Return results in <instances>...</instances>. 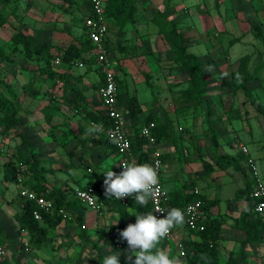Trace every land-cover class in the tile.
Returning <instances> with one entry per match:
<instances>
[{
    "label": "rangeland",
    "instance_id": "rangeland-1",
    "mask_svg": "<svg viewBox=\"0 0 264 264\" xmlns=\"http://www.w3.org/2000/svg\"><path fill=\"white\" fill-rule=\"evenodd\" d=\"M86 5L85 0H0V15L6 20L0 27V80L9 85L0 84V96L8 97L16 117L23 123L27 140L40 153L46 181L62 187L71 168H75L71 174L77 178L88 167H96L88 151V145L93 144L91 139L97 136L94 126L86 120L83 110L69 102L75 89H79L92 107L97 95L96 84L90 77L95 73H86L85 68L75 65L69 67L59 58L52 62L31 58L24 55L22 46H15L12 38L22 32L33 43L66 45L55 34L68 31L80 37ZM157 12L176 23L186 40L187 52L197 56L209 86L203 98L192 99L189 77L174 62V54L168 51L152 21ZM115 17L119 18L110 19V29L114 32H110L108 54L115 62V73L125 83L119 90L121 112L136 125L148 115H153L159 123L169 124L170 141L160 143L159 147L174 145L175 150L163 167L164 174L169 175L168 182L173 184L172 191L193 181L203 197L221 198V208L212 209V215L223 221L219 261L225 264L231 254L239 260L245 235L235 224V218L232 224L226 222L228 215L223 212L228 206L230 215L235 205L240 207V212L244 208L242 202L226 201L233 197L236 183L243 181L245 174L246 181L249 179L245 165L244 168L239 165L240 144L247 147L259 170L264 172V0H136L133 13L127 16L125 9ZM223 23H231V32L223 31ZM228 46H234L233 51ZM244 54L253 58L252 70L258 60L260 63L255 70L256 78L248 84L249 95L232 86V74L239 66L233 61ZM209 65L212 66L210 73L206 72ZM43 69L52 70L55 76L39 75ZM78 77L82 78L80 82ZM29 83L37 92L31 97L25 92ZM20 148L16 130L0 133V164L16 160ZM218 155L231 156L239 168L218 169L215 165ZM117 158H110V167ZM2 173L0 165V217L3 219L0 224L5 234L3 239L0 237L6 251L0 264H98V254L104 258L117 253L119 258L128 259V246L122 244V247L98 236L97 230L107 232L118 218L101 202L97 211L77 205L76 213L81 215L85 231L73 217L72 221L49 229L48 241L39 251H26L24 243L29 236L20 229L18 214L14 215L20 199L14 184H3ZM69 183L72 186V178ZM184 237L185 231L178 236L172 234L164 250L181 264L177 243ZM250 246L253 248L255 244ZM259 246L264 247V242ZM259 252L262 248L256 252L251 250L250 256ZM134 259L132 256L128 260L133 263ZM246 262L255 263L248 262L247 255Z\"/></svg>",
    "mask_w": 264,
    "mask_h": 264
},
{
    "label": "trees",
    "instance_id": "trees-1",
    "mask_svg": "<svg viewBox=\"0 0 264 264\" xmlns=\"http://www.w3.org/2000/svg\"><path fill=\"white\" fill-rule=\"evenodd\" d=\"M87 14L84 16H91V6L88 0ZM136 0H106L105 4V18L108 22L109 29L111 28L110 19L117 20L118 14L127 9V16L134 12ZM167 1V0H166ZM129 9V10H128ZM114 16V17H113ZM83 17V20H84ZM152 21L156 28H158V34L164 40L168 46V51L174 54V62L181 68L183 72L187 74L191 82L192 99L198 100L203 98L207 91L208 82L204 76V71L200 65V62L196 55L187 52V43L183 35L178 31L176 23L172 20H168L162 12H157L152 18ZM6 20L0 15V27L5 24ZM111 30V29H110ZM262 31V30H261ZM56 37L60 40H64L66 45H53L51 43H33L30 42V38L22 32L19 35L13 36L15 46H22L24 55L45 59L46 62H52L59 58L61 63L69 65V67L82 64L85 66L86 73L92 71L98 75V80L94 82L96 84V93L98 88L102 85V77L100 76L97 68L95 67L96 61L90 56L92 45L86 37V29L84 24L81 27L80 37L72 36L68 31H59ZM111 39L105 40V46L108 48L111 44ZM262 43H264V37H262ZM14 46L13 52L16 50ZM148 50V49H146ZM55 51V52H54ZM54 54H57L56 56ZM89 54V57L85 55ZM147 57V54L144 55ZM111 59V58H110ZM112 60V59H111ZM251 58L249 56H243L236 62L239 64L236 71L232 74V86L234 89L242 90L244 94L249 95V86L251 82L256 78V71L251 72L250 66ZM113 65L115 62L112 60ZM90 68V69H89ZM258 66L255 67V70ZM39 75H46L51 78L55 76L52 70L43 69L39 72ZM81 77H78V82L81 81ZM122 83V84H121ZM0 84L7 85L2 80ZM116 86H117V99L120 108L121 92L120 87L124 86L123 80L119 79L116 73ZM9 87V85H7ZM10 92V89L9 91ZM25 92L30 97L37 94L36 90L32 88L30 83L25 87ZM16 99V96H12ZM74 108L83 110L84 116L89 123L98 124L103 127L109 125L106 112L102 108L89 107L87 96L79 90L75 89L74 97L69 101ZM133 117L134 113L131 110ZM133 119V118H132ZM135 119H133L134 121ZM150 122H154L153 135L155 136L156 143H165L170 141V126L168 123H159L153 115H148L144 118L142 123L136 125L132 122V125L127 126L128 137L131 143V155L136 163L143 164L148 163L150 150H144L146 141L140 135V129L148 125ZM10 130H16L20 139V145L22 148L17 150L16 160L6 161L1 163L3 170V181L8 184H17L18 174L24 175L25 180L23 184L37 195L52 201L54 210L52 213H41L40 221L34 219L33 212L36 207L31 202L22 203V209L17 215V221L20 229L25 230L29 236L28 251H39L41 247L48 241L47 231L56 227L61 222L72 221L64 217L63 214H59L60 209H64L68 214L74 217L75 221L79 224V228L82 229L84 225L81 215L76 213L77 205H81L76 200H67V189L55 188L50 185L45 178L44 170L42 167V159L39 156V152L32 144L27 140L26 132L24 130L23 123L16 117L13 106L9 103V99L2 98L0 96V133ZM95 130V129H94ZM96 131V130H95ZM97 136L92 140L93 144L105 147L107 152L117 156V151L114 144L108 140L105 136L96 131ZM1 154V151H0ZM169 160V155H161L162 164ZM246 162V157L239 151V165L240 168ZM21 164V165H18ZM215 165L218 169L226 170L231 168L237 170L238 164L231 156L218 155L215 158ZM206 168L208 164L205 165ZM91 169V172L96 170ZM118 170V168H117ZM101 174H98L96 180L92 186L96 189L99 197L98 202L104 205V208L111 213H115L118 218L115 224L109 226L106 231H98V236L101 239L120 243L119 245L127 246V242L119 238L118 233L126 228L130 223H135V214L153 212L150 201L146 206H140L134 200V196L129 197L125 203L113 198H108L104 194V189L101 187V182L104 180ZM193 181H187L183 186L176 191L168 192V199L171 208L183 209L187 204L193 202L196 199L202 201V209L206 213L207 222L204 231L196 232L189 230L184 224L182 228L185 231L184 239L179 240V244L182 246L184 255L181 258L182 264H220L219 261V245L221 242L220 235L223 226V221L212 215V209H219V199H208L200 195L190 194L188 191L191 187H194ZM252 182L248 180L244 189H238L235 192L233 200L242 202L244 204L243 210L239 216L234 219L236 225L244 232L245 239L243 240L242 249L240 252V258L237 260L232 254L227 258L225 264H247L246 254L243 251V247L247 245H260L264 242V222L261 217L255 215L254 206L256 199L251 197ZM82 206V205H81ZM174 229H172L173 232ZM0 236L2 239L5 237L4 231L0 224ZM0 237V245L1 243ZM81 238V237H80ZM170 239L166 237L161 241L158 247L165 250L168 246ZM123 247V246H122ZM98 264H103V257L98 254ZM120 264H133L126 256L119 258Z\"/></svg>",
    "mask_w": 264,
    "mask_h": 264
},
{
    "label": "built area",
    "instance_id": "built-area-1",
    "mask_svg": "<svg viewBox=\"0 0 264 264\" xmlns=\"http://www.w3.org/2000/svg\"><path fill=\"white\" fill-rule=\"evenodd\" d=\"M91 6V16H86L84 18V27L86 29V37L92 45L90 56L96 61L95 67L97 68L100 76L102 77V85L97 90V97L101 108L106 112L109 125L103 127L98 124H94V129L110 140L117 151V168L120 173L123 169L120 167L121 164L125 162L134 161L131 155V143L128 137V129L125 125L122 117V112L118 105L117 99V86H116V73L113 69V63L107 52L105 46V40L108 38L109 27L108 22L105 18V4L106 0H88ZM80 68H85L84 65L78 64ZM155 127L154 122H150L148 125L143 126L140 129V135L146 141L145 147H152L150 150L151 162L158 170L159 178V190L154 199H149L152 211L154 215L160 218L166 213H158L157 209H162L165 212L170 210L169 199L167 191L164 189L163 183L160 180V174L162 171V161L161 153L157 150V143L155 136L153 135V128ZM240 152L246 157V162L244 163L246 170L249 173L250 179L252 181L251 197L256 199V204L254 206L255 215L261 217L262 222H264V172L259 170L257 162L249 154L247 147L244 144L239 146ZM21 165V164H18ZM91 173V169H87ZM24 175L21 173L17 176V193L21 201L31 202L35 204V211L33 212L34 219L40 221L41 213H52L54 206L52 201L44 198L43 196L37 195L35 192L29 190L24 184ZM104 181V180H103ZM103 181L101 182V187L104 189ZM190 194L200 195V191L197 187H190ZM71 194V195H70ZM89 196H95L97 198H90ZM67 197L71 200L78 201L83 207L90 208L91 210H98V193L96 189L90 185L85 188H75L71 192H68ZM131 197V196H129ZM122 198L120 201L125 203L129 198ZM114 200V197H112ZM185 213V223L184 225L191 231L201 232L206 228L207 216L202 209V201L199 199L187 204L183 209ZM59 214H63L68 220H72V215L68 214L66 210L60 209ZM82 229L85 225H82ZM172 235V230L167 236L168 238ZM170 239V238H169ZM25 250L28 251V242L24 243ZM177 248L180 257L184 255L182 246L177 243ZM6 256V251L3 246L0 245V259L4 260ZM264 264V263H260Z\"/></svg>",
    "mask_w": 264,
    "mask_h": 264
},
{
    "label": "clouds",
    "instance_id": "clouds-1",
    "mask_svg": "<svg viewBox=\"0 0 264 264\" xmlns=\"http://www.w3.org/2000/svg\"><path fill=\"white\" fill-rule=\"evenodd\" d=\"M211 71L212 66L209 65L206 72ZM120 167L123 171L119 174L113 172L111 168L102 172L105 177L103 181L105 196L114 197L119 201L134 196L137 204L146 206L149 199L156 197L160 187L157 168L148 163L139 164L135 161L125 162ZM156 212L166 215L158 218L153 212L135 214V223L128 224L118 233L119 238L127 242L130 251L128 259L132 260L134 256L133 264H181L178 258L170 257L158 245L172 229L185 223V213L179 208H171L166 212L157 209ZM103 264H120L119 253L105 256Z\"/></svg>",
    "mask_w": 264,
    "mask_h": 264
},
{
    "label": "crops",
    "instance_id": "crops-1",
    "mask_svg": "<svg viewBox=\"0 0 264 264\" xmlns=\"http://www.w3.org/2000/svg\"><path fill=\"white\" fill-rule=\"evenodd\" d=\"M222 28H223V31H225V32H231L230 30H232L233 28H232V25H231V23L230 24H225V23H223L222 24V26H221ZM262 28H264V25H262ZM110 32L111 33H113L114 31H112V30H110L109 29V34H108V36H109V38L111 39L112 37H111V35H110ZM240 38V37H239ZM112 40V39H111ZM220 48V46H218V47H216L215 49L217 50V49H219ZM228 49L230 50V52H231V50L233 51V49H234V46H231V47H229L228 46ZM222 49H220V50H218V51H216L215 52V54H219V52L221 51ZM231 54V53H230ZM243 56H249V57H251V55H247V54H244V55H242V56H240V57H237V58H235L234 59V61H233V63L234 62H236L239 58H241V57H243ZM262 60H264V59H262ZM253 63V58H251V63H250V66H251V64ZM255 65L256 66H259L260 65V63H259V60H258V62L257 63H255ZM255 71V68H253V70L251 69V72L253 73ZM93 74V73H92ZM94 76H91L90 78V80L92 81V82H96L97 80H98V75L97 74H93ZM96 95H97V93H96ZM92 107H95V108H101V105H100V103H99V99H98V97L96 96V100H95V103H93L92 104ZM122 117H123V121H124V123H125V125L126 126H128L129 127V125H132V121H131V118L130 117H128V116H124V114H123V112H122ZM94 128V127H93ZM89 146V149H88V151H90L91 152V154L89 155V157H90V159H91V162H93V164H95V166H96V170H94V171H92L91 173H89L87 170H86V172L84 173V175H82V177H75V178H73L74 176H72V174H71V172L75 169V168H71L70 170H69V172H68V178H65V181H64V186L62 187V184H59V185H52V186H54V187H56V188H60V189H67V192H71V190L72 189H75V188H85V187H87V186H90V185H92L93 183H94V181L96 180V177H97V175L98 174H101L102 176V178L103 179H105V177H104V175H103V173L102 172H104L106 169H109V168H111V170L113 171V172H115V173H117V174H119V172H118V170H117V160H118V158L115 160V164L112 166V167H110L109 166V163H108V161L110 160V158H114V157H116V155H114V154H110L109 152H107V150H106V148L105 147H102V146H99L98 144L96 145V144H89L88 145ZM168 147V148H167ZM174 145L173 144H166V146L164 147V148H160L159 147V145H157V150H159L160 151V153H161V155H169V154H171L172 152H174ZM148 148V150H152L151 148L152 147H147ZM166 149H168V150H166ZM144 150H146V147L144 148ZM184 154L186 155L187 153H186V151H184ZM80 156H81V154H80ZM173 157V155L171 156V158ZM166 163V162H165ZM166 165L163 163L162 164V171H161V174H160V180H161V182L163 183V186H164V189L167 191V193L168 192H171L173 189V184L172 183H169L168 182V179H169V175H166V174H164L165 172H164V168L163 167H165ZM243 168H244V166H243ZM244 170V169H243ZM245 173V172H244ZM246 175V174H245ZM244 175V177H243V181H238L237 183H236V188H234V192H233V197L232 198H230V199H228V200H226V201H233V198H234V195H235V192L238 190V189H244L245 188V184H246V182H248V181H246V176ZM1 178L3 179V173H2V176H1ZM70 178H72V180H73V183H72V186L70 185V183H69V179ZM247 180H251L250 179V176H249V179H247ZM3 181V180H2ZM3 184H8V183H6V182H3ZM15 185V187H16V194H17V198H19L18 197V193H17V184H14ZM194 187H196V186H194ZM198 188V187H197ZM199 189V188H198ZM199 191H200V189H199ZM200 194H202L201 193V191H200ZM219 198H220V196H219ZM210 199H213V198H210ZM67 200H71L69 197H67ZM220 201L222 202V200H221V198H220ZM220 201H219V205H220ZM18 202H19V209H18V212H20L21 211V209H22V203H23V201H21V200H18ZM222 204V203H221ZM227 204V203H226ZM219 208H221V207H219ZM228 208H229V206L227 207V209L225 210V212H223L225 215H228V216H226L225 217V219H226V222L228 223V224H232L233 223V218H236V217H238V213H240V210H239V206H236L235 205V208H233L235 211L233 212V215H230L229 214V212H228ZM18 212L16 211L15 213H14V215L15 214H18ZM221 212H222V210H221ZM232 217V218H231ZM3 221V219H1V217H0V222H2ZM182 231H184V229L182 228V226H179V227H176V228H174V230H173V232H172V234L174 235V236H178ZM1 246H3V245H1ZM4 247V246H3ZM257 248H262V252H259V253H255V255L254 256H250V251L252 250V251H254V252H256V249ZM244 252H245V254L247 255V259H248V262H251V261H254L255 263L254 264H260V263H264V247H262V246H259V245H255L253 248L250 246V245H247L246 246V248L244 249Z\"/></svg>",
    "mask_w": 264,
    "mask_h": 264
}]
</instances>
